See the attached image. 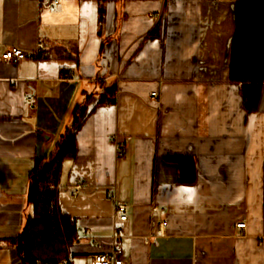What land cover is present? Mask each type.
Segmentation results:
<instances>
[{"label": "crops", "instance_id": "0c3cea01", "mask_svg": "<svg viewBox=\"0 0 264 264\" xmlns=\"http://www.w3.org/2000/svg\"><path fill=\"white\" fill-rule=\"evenodd\" d=\"M54 1L0 0V264H27L30 173L81 111L58 179L69 264H264V83L247 109L238 0ZM14 47L27 57L4 60ZM173 156L194 159L193 182Z\"/></svg>", "mask_w": 264, "mask_h": 264}, {"label": "trees", "instance_id": "16d2710c", "mask_svg": "<svg viewBox=\"0 0 264 264\" xmlns=\"http://www.w3.org/2000/svg\"><path fill=\"white\" fill-rule=\"evenodd\" d=\"M230 78L241 84L246 108L257 110L264 83V0L237 2ZM83 112L75 116L72 127L61 135L57 150L39 159L30 173L32 213L27 216L18 243L21 257L27 264H63L69 257V246L77 236L75 219L60 209L58 179L63 159L77 153L76 131ZM170 159L180 166V182L194 181L195 161L192 157L173 156Z\"/></svg>", "mask_w": 264, "mask_h": 264}, {"label": "built area", "instance_id": "2783aa9c", "mask_svg": "<svg viewBox=\"0 0 264 264\" xmlns=\"http://www.w3.org/2000/svg\"><path fill=\"white\" fill-rule=\"evenodd\" d=\"M56 3H58V0L51 2L50 5ZM38 47L43 48V44H39ZM26 57H27V53L23 49L16 47L8 49L2 54V58L4 60L15 61V62ZM157 97H158V93L156 91H153L151 93V98L156 99ZM115 141H116V154L117 156H122L124 154L123 145L120 141L116 139V137H115ZM82 187H83L82 183H77L75 185L73 195L79 194L81 192ZM116 208L120 212V219L122 220L127 219V205L125 203H118L116 205ZM155 209H159V208L155 206ZM237 226L245 227L246 221L242 220L238 222ZM146 241L148 242L149 240ZM90 263L91 264H123V260L120 257L116 256L115 253H99V254H94L91 257ZM63 264H69V259L66 258L63 261Z\"/></svg>", "mask_w": 264, "mask_h": 264}]
</instances>
